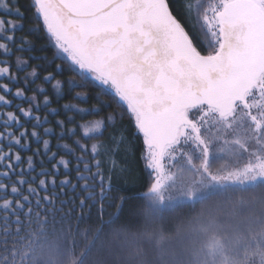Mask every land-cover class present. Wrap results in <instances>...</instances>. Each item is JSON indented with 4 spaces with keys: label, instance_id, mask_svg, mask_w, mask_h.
<instances>
[{
    "label": "snow or ice",
    "instance_id": "6c2138e0",
    "mask_svg": "<svg viewBox=\"0 0 264 264\" xmlns=\"http://www.w3.org/2000/svg\"><path fill=\"white\" fill-rule=\"evenodd\" d=\"M32 7L66 54L56 58L78 66L80 77L61 81L49 72L44 82L58 94L64 83L70 82L71 90L86 87L91 75L107 86L105 95L114 89L134 117L135 134L142 135L141 158L149 180L143 191L112 196L114 180L131 171L126 161L133 153L125 131L118 130L90 149L74 139L80 154L58 143L74 158L76 176L74 181L65 175L57 183L59 166L71 171V162L57 159L50 141L36 129L51 123L47 117L59 110L49 107L48 95L40 99L46 91L40 84L27 95L37 77L36 68L26 71L27 60L16 57L13 72L10 62L0 59V79L8 80L0 83V108L21 101L16 112L0 111V264H88L102 228L77 253L79 230L74 231L72 210L57 221V209L45 207L56 202L57 194H49V187H59L60 195L65 188L76 193L60 203L79 199L77 224L84 210L93 207L102 219L107 201L116 209L105 222L111 225L126 201H141L136 214L143 224L113 233L125 254L124 264H264V0H182L179 5L176 0H32ZM0 8L23 18L10 0H0ZM181 14L189 22L195 19L191 27L202 33L199 39L178 19ZM21 28L0 16V55L33 50L32 41L15 35ZM56 68L63 71L61 65ZM82 97L86 103L87 93H76ZM97 98L91 108L63 107L78 113L103 111L106 102L99 94ZM24 102L27 109L21 106ZM42 109H47L44 117L36 114ZM21 116L35 121L31 131ZM116 119L113 113L78 123L75 116H67L56 121L61 129L57 138L102 136ZM70 123L73 128L67 127ZM53 131L43 128L44 135ZM29 136L43 144L35 156L43 151L49 161L56 160L52 169L37 171L33 157L13 151L28 150ZM216 197L223 198L227 211H202L187 224L177 217L174 235L165 232L166 216Z\"/></svg>",
    "mask_w": 264,
    "mask_h": 264
},
{
    "label": "trees",
    "instance_id": "16d2710c",
    "mask_svg": "<svg viewBox=\"0 0 264 264\" xmlns=\"http://www.w3.org/2000/svg\"><path fill=\"white\" fill-rule=\"evenodd\" d=\"M13 7H19L21 12H23V18L11 14L9 15L6 11L0 9V16L12 17L15 19L21 20L23 26L21 30H17L15 34L26 36L27 38L31 39L34 42V52L39 55L40 57L44 56L47 57L49 60L55 58L54 63L51 65H46L45 59H38L34 60L31 59L30 62L32 63H45L40 68V76L37 80L41 81L43 75L52 72L56 74V77L61 79L62 81H68L69 78H75L79 80L80 77L76 76V71L69 68L67 65L68 61L63 60L60 58H56L55 56V49L52 48L50 44V38L48 37V31L46 26L43 25L42 20L37 18V15L32 7V0H10ZM195 2V0H193ZM176 3L179 5L182 3V0H176ZM182 13V9L179 10ZM178 19H181V22L185 24L187 30L190 31L191 34L197 36L202 35L199 33L198 27L193 29L191 27L192 24H195L196 21L193 18L191 22L185 20L181 15H178ZM33 29H38L37 31H31ZM43 46V47H42ZM42 47V49L40 48ZM206 54V52H205ZM54 60V59H53ZM62 65L63 71H57L56 65ZM47 94L50 96L52 103L49 107L57 108L59 110V114H52L49 115L47 118L51 123H45L43 128H51L54 131L48 135H45L47 138L51 140V151L58 153L57 159L59 157H67L69 158L70 169L71 171L66 170L63 166H59V173L57 174V183L61 178L65 175L69 176L75 181L76 172L74 170L75 160L70 153L63 151L62 148H58L57 144L61 141H65V143L70 145L71 148H75L77 154H80V149L73 143L74 139H80L81 133H77L76 137H69L65 135L62 139L57 138V134L61 132V129L57 126L56 121L66 120L67 116H75L76 121L78 123L89 121L90 119H98L101 116L105 117L109 114H117L118 119L114 121V126L108 128L107 131L103 132L102 136L94 137L85 141L88 146L91 144L92 141H96L99 144L101 141L107 142L109 136L117 132L118 130H124L127 136V139L131 142L133 153L128 156L127 158V165L130 168V172L126 173L124 176H121L114 180L115 189L112 191V196L115 197L119 195H129L131 191H143L146 184L148 183L149 177L145 170L144 161L141 158V153L144 151V145L142 140V135H136V129L134 127V117L132 116L130 110L127 109L126 103L122 102L116 94L113 92L109 95H105L104 91L106 90L103 85H99L96 81L92 78L88 77L87 86L86 87H76L74 90L69 83H64L61 99L57 100L56 95L50 90V84ZM87 93V102H82L83 99L76 98V93ZM98 94L103 98L106 102L105 105H102L103 111L94 112V113H78L77 111L71 108H64V105L75 103V105H79L80 107L84 108H91L93 104L98 102ZM47 109L42 111L43 117L46 115ZM31 127V124H29ZM68 128H73L74 124H68ZM32 139H29L31 141ZM41 146V145H38ZM35 143L31 141L30 148L28 150H21L17 147H13V151L17 150L22 157H33L36 165V170L39 171L41 167L46 169H52L53 165L56 164V160L49 161L48 157L44 155L43 151H41L39 156L34 155L35 148H39ZM103 159V157H100ZM43 160V164L41 165L40 161ZM122 163L124 161H121ZM24 167H27V164H22ZM104 170L107 172V164L104 165ZM33 176L36 173H32ZM26 178L27 175L25 176ZM17 177L13 176L12 180H16ZM8 181V180H7ZM6 182V181H4ZM10 183V182H9ZM79 183V182H77ZM26 187V186H25ZM53 191L57 194L55 197V205H45V207L57 209L55 213V219L57 221L60 220L61 216L64 213H68L71 209V222L74 225V231H77L76 235V252L79 253L80 251L84 250L87 246L89 241L93 240V237L96 235L98 229L102 228V233L100 234L99 240L95 241V249L93 253L88 258V264H124L125 261V254L120 250V241L119 239L114 237V231L127 227L129 229L135 230L136 228L140 227L143 224V220L140 216H138L137 209L141 204V201L138 200H128L125 202L123 211L119 214V217L115 220V223L108 225L105 222L109 219V214H113L116 212L115 207H108L107 201H105L106 212L101 219L98 215L97 209L93 207L89 212L87 209L84 210L83 219L77 224L76 218L79 214L78 212V205L79 199H76L75 204L69 202L65 204H61L60 201H71L74 196H76L75 192L70 191L69 189L65 188L63 190L64 194L60 195L61 189L57 187L56 189H52L49 187V194ZM79 192V189H77ZM43 195V192H41ZM252 194H246V196H250ZM63 209V212L59 211V209ZM227 206L223 203V198L216 197L213 200L206 201L203 204H197L194 207L192 206H184L180 207L176 210L175 213L169 214L166 216L164 221L162 222L163 228L166 233L174 235L175 232V225L177 223V217L183 219L185 224L189 223L190 221L194 220L198 217L202 211H220L225 212L227 211ZM45 215V213H42ZM48 218L52 221L53 217L51 213H47ZM52 225L50 224L49 227ZM57 228L60 227L59 223L55 225ZM0 227H3L0 224ZM14 228L15 226L12 225Z\"/></svg>",
    "mask_w": 264,
    "mask_h": 264
},
{
    "label": "rangeland",
    "instance_id": "374dc122",
    "mask_svg": "<svg viewBox=\"0 0 264 264\" xmlns=\"http://www.w3.org/2000/svg\"><path fill=\"white\" fill-rule=\"evenodd\" d=\"M0 9L3 10L2 8H0ZM3 11H5V10H3ZM5 18H6V19H7V18H10V19H12L13 21L19 23L21 26H23V23H22L21 20H19V19L17 20V19H15V18L9 17V16H7V15H6ZM15 35H16V34H15ZM16 36H17V35H16ZM21 36H22V35H18L17 37H21ZM48 37L50 38V44H51L52 48L55 49V56H56V57H58V56H59V57H66V54L60 52V50L56 47L55 40L52 38V36H51L50 33H48ZM28 39H29V38H28ZM29 40L32 41L31 39H29ZM32 42H33V41H32ZM17 44H19V40H17ZM42 47H43V46H42ZM42 47H40V48L42 49ZM32 49H34V42H33V44H32ZM0 53H2V50H0ZM16 57H21L22 59L28 61L29 67L26 69L27 72H31L34 68H36V70H37V77L32 78V79L34 80V83L31 84V85L26 89V92H27V95H29V96L33 95L32 89L35 87L36 84H40V85L46 90L45 93H43V94H39V95H40V99L43 100V95H48L47 92H48V89H49V85H48V83H45V82H44L43 78H42L41 81H39V80H37V79H38L39 76H40V68H41L42 66H44L43 64H45V63L40 64V63H32V62H30L31 59L38 60L37 57H40L39 55H37V54L34 52V50H32L31 52H28V51H15V54H14V55H0V59H5V60H8V61L10 62V64H11V68H12V71H13V72H16V67H15ZM42 57H44V56H42ZM53 59H54V58H53ZM53 59H50V60H49V59L47 58V59H45L44 61L46 62V65H51V64L53 63ZM63 60H66V59H63ZM57 65H60V64H57ZM67 65L69 66L70 69H72V70H74V71H77V70H78V66H76V65H72L70 61H68ZM37 66H40V67L37 68ZM61 66H62V65H61ZM56 70H57V71H60V69H57V68H56ZM24 74H25L24 71H20V72H19V75H20V76H24ZM47 74H48V73H47ZM47 74H45V75H47ZM45 75H43V77H44ZM89 77L92 78L91 75H89ZM57 79H59V78H57ZM59 80H61V79H59ZM93 80H94V79H93ZM61 81H62V80H61ZM68 81H69V79H68ZM94 81H95V80H94ZM96 82L100 85V82H98V81H96ZM0 83H8V80H7V79H0ZM52 83H55V81H53ZM69 84H70V86H72L70 82H69ZM16 86H18V87H23V84L16 85ZM63 86H64V84H62V89H63ZM103 87H104L106 90H108L107 86H104V85H103ZM50 90H51L53 93H55V90L52 89L51 85H50ZM110 91H111V93L113 92V93L115 94L114 89H112V90H110ZM61 93H62V91H61L60 93H58V95H61ZM0 94H3V93H0ZM55 94H57V93H55ZM48 96H49V95H48ZM49 97H50V96H49ZM117 97H118V96H117ZM118 98H119V97H118ZM8 99H13V97H12L11 95H8ZM81 99H84V98L82 97ZM119 99H120V98H119ZM121 101H122V100H121ZM122 102H124V101H122ZM16 103H21V101L16 100V101L14 102V105H13L12 107H4V108H0V111H2V112H7V111L16 112V111H17L16 108H15V104H16ZM124 103H126V102H124ZM67 105H75V103H70V104H67ZM21 106H23L25 109H27V108L29 107V105H28L27 102L22 103ZM78 106H79V105H78ZM79 107H80V106H79ZM80 108H84V107H80ZM66 109H67V108H66ZM43 110H44V109L37 111L36 114H37V115H40L41 117H43V114H42V111H43ZM73 110H74V109H73ZM17 115H19L18 112H17ZM102 118H104V117L101 116V118H98V119H102ZM21 120H23V121L25 122V127H26L29 131H31V130H32V125L35 123V121H34V120H30V118H27V117H24V116H21ZM94 120H97V119H90L89 121H94ZM81 123H83V122H81ZM29 124H31V127H29ZM46 128H47V127H46ZM13 130H15V129H13ZM22 130H23V129H21V131H22ZM36 130H37L39 133H41V135L43 136L44 139H48V140L50 141V144H51V140H50L49 138H47V137L43 134V128H37ZM0 131H3V128H0ZM17 135H19V133H17ZM98 136H99V135H98ZM98 136H95V137H98ZM28 139H32L31 141H32L33 143H35L37 146H38V145H41V146H38L39 148L36 147L35 150H34V152H35L37 149H42V148H43V144H42V142H36V141H34L33 138L30 137V136H29ZM89 139H91V138H85V137H83V135H82V133H81V138H80V140H81V142H82L83 144H85V145L88 146V144L85 143V141H88ZM22 143H23V141H22ZM94 143L97 144L96 141H92L91 144L88 146V148L90 149V148H91V145L94 144ZM60 144H66V143H65V141H61ZM68 145H69V144H68ZM69 146H70V145H69ZM70 148H71V147H70ZM18 149H19V148H18ZM78 149H79V148H78ZM5 150H7V148H5ZM63 151H66L67 153H70L68 149H63ZM14 152H18V151H17V150H14ZM19 154H20V153H19ZM63 158L66 159V160H69V158H67V157H65V156H63ZM21 167L25 168L24 165H21ZM69 167H70V165H69ZM2 170H3V169H0V171H2ZM66 170H67V169H66ZM25 178H26V177H25ZM5 181H6L5 183H9V181H7V180H5Z\"/></svg>",
    "mask_w": 264,
    "mask_h": 264
}]
</instances>
